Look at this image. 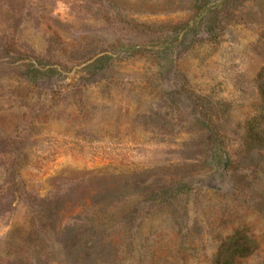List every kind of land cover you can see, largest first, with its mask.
Masks as SVG:
<instances>
[{
	"label": "rangeland",
	"instance_id": "374dc122",
	"mask_svg": "<svg viewBox=\"0 0 264 264\" xmlns=\"http://www.w3.org/2000/svg\"><path fill=\"white\" fill-rule=\"evenodd\" d=\"M263 68L264 0H0V264H264Z\"/></svg>",
	"mask_w": 264,
	"mask_h": 264
},
{
	"label": "trees",
	"instance_id": "16d2710c",
	"mask_svg": "<svg viewBox=\"0 0 264 264\" xmlns=\"http://www.w3.org/2000/svg\"><path fill=\"white\" fill-rule=\"evenodd\" d=\"M258 102L255 114L244 122L243 145L248 150L264 149V68L257 75ZM226 158V157H225ZM255 240L240 229L222 240L212 264H237L256 250Z\"/></svg>",
	"mask_w": 264,
	"mask_h": 264
}]
</instances>
